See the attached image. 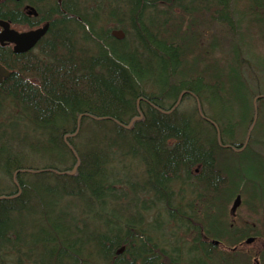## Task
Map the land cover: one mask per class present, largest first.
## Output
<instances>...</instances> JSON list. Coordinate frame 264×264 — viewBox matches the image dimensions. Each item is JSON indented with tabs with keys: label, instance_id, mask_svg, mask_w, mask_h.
<instances>
[{
	"label": "trees",
	"instance_id": "trees-1",
	"mask_svg": "<svg viewBox=\"0 0 264 264\" xmlns=\"http://www.w3.org/2000/svg\"><path fill=\"white\" fill-rule=\"evenodd\" d=\"M31 4L37 54L0 48V264H219L201 239L264 237V0ZM126 159L140 181L113 172Z\"/></svg>",
	"mask_w": 264,
	"mask_h": 264
},
{
	"label": "flooded vegetation",
	"instance_id": "flooded-vegetation-1",
	"mask_svg": "<svg viewBox=\"0 0 264 264\" xmlns=\"http://www.w3.org/2000/svg\"><path fill=\"white\" fill-rule=\"evenodd\" d=\"M12 1L17 2L18 4L20 3V5L17 6V11H16V13L19 14L20 16L17 17L16 19H14V21L13 20L7 21L9 23L10 29H13L17 32H25V31H29L32 29H36L38 27H42L44 24H46V20H44L43 22H40V24H37L36 26L30 27L29 25L22 24L19 22L21 16L23 18H27V19H30L32 17L36 18L37 17V11L31 3L35 4V3H37V1H41V0H25L22 2H19L20 0H12ZM0 31H1V27H0ZM37 43H36V45H37ZM36 45L31 50H29L30 52H33V54H35V55L37 54V51H38V49L36 48ZM0 48H3L7 51H11L12 54H16L13 52V44L12 43L2 44V45L0 44ZM29 51H27V52H29ZM21 54H24V53H21ZM263 226H264V224H263ZM250 237L253 238V241L250 244H246V242H245V240L247 238L246 237V238L242 239L241 241H239L238 244L235 246L234 245L233 246L227 245L226 244L227 241L222 240V239H201V241L210 242L211 244H213L215 246V250H217V252H219V260H220L219 264H228L227 261L224 259V257H226L227 254L230 252L231 253H233V252L241 253L242 256L250 259V264H264V237H255L253 235H251ZM214 242H216V243H214ZM256 242H259L257 244V246H251V244H254ZM244 245L250 246L249 248H251V249L245 250L243 247ZM227 258H228V256H227Z\"/></svg>",
	"mask_w": 264,
	"mask_h": 264
},
{
	"label": "rangeland",
	"instance_id": "rangeland-1",
	"mask_svg": "<svg viewBox=\"0 0 264 264\" xmlns=\"http://www.w3.org/2000/svg\"><path fill=\"white\" fill-rule=\"evenodd\" d=\"M185 4L187 5V6H185L186 8L187 7H190V8H192V5H190L189 3H187V2H185ZM194 5L196 4V2H194L193 3ZM175 16L176 17H178L179 16V11H178V9H175ZM223 17H224V15H222ZM194 18H196V16L194 15L193 17H182V19L183 20H185L186 21V24L187 23H189V22H191L192 20H194ZM109 28H110V25L108 26ZM113 27V25H111V28ZM196 29V28H195ZM198 29V28H197ZM200 30L201 31H207V33L206 34H204V39H202V44L203 45H205L207 42H209L210 41V39H211V37L209 36L210 34H212L213 33V30H212V28L210 27V29L209 28H207V26L205 25V30H204V25H202V26H200L199 27V29H198V31L200 32ZM201 35V34H200ZM157 46V45H156ZM155 46V47H156ZM247 83H246V85H244L245 87H246V89H245V100H249V95H248V91H250V86L251 85H253V83L251 82V81H246ZM245 83V82H244ZM247 86H249V87H247ZM246 104V103H245ZM245 106H242V107H240L239 106V108H238V113L240 112V111H242V109L244 108ZM194 108H195V102H194V100H193V98H191V97H185V98H183L182 99V101L180 102V104L178 105V107H177V111L178 112H183V111H185V113H186V111H189V110H194ZM206 108V106L204 105V109ZM241 108V109H240ZM213 109V111H212V113L213 114H216L218 117H219V115H222V112H221V108L219 107V106H217L216 105V107H214V108H212ZM226 113H228V115L227 116H229V115H233V113H235L236 111L234 110V108L232 107V106H229V107H227V109H226V111H225ZM226 117H224V119H225ZM19 126L21 127L22 126V124L21 123H19ZM227 130L228 129H230V126L228 125V123H227ZM227 130H226V133H225V136H227V137H231L232 136V132H227ZM242 133H243V130L242 129H240V131H238L237 132V135L240 137V136H242ZM249 142V141H248ZM227 153V152H226ZM231 153V152H230ZM229 153V154H230ZM231 154H233V155H242V156H245L246 154H247V151H244V152H241V153H231ZM139 165H140V163L138 162V161H136V160H129V159H126L125 160V162H124V168H123V165H121V164H119V165H117V164H114L113 165V167H112V169H113V172L114 173H117L118 174V176H122V177H126L127 179H129V180H131V181H136V180H141V175H140V173L138 172V167H139ZM142 170V167H141V165H140V171ZM34 181H31V183H33ZM65 202L64 201H62V205L64 204ZM62 205H59V208L60 209H64V207L62 206ZM26 215H28L29 216V214L27 213V214H25L24 216H26ZM149 216H151V215H149ZM30 217V216H29ZM238 218H241V219H243V220H245V215L243 214V213H241L240 212V210H239V212L237 213V215H236V219H238ZM247 221V220H246ZM248 223H251V221L250 222H248ZM27 226V225H26ZM43 228V225H42V223H37L36 225H35V227L33 226V228H30L29 226L28 227H26V229H28V230H31V231H39L40 229H42ZM41 232V231H40ZM39 232V233H40ZM38 233V234H39ZM259 242H256V243H254V244H251V246H257V244H258ZM244 247V249L245 250H248V249H251V248H249L250 246H248V245H244L243 246Z\"/></svg>",
	"mask_w": 264,
	"mask_h": 264
},
{
	"label": "water",
	"instance_id": "water-1",
	"mask_svg": "<svg viewBox=\"0 0 264 264\" xmlns=\"http://www.w3.org/2000/svg\"><path fill=\"white\" fill-rule=\"evenodd\" d=\"M0 27V44L2 45L12 43L13 52L16 54H21L31 50L36 45V43L45 35L48 29V23L44 24L42 27H38L36 29L25 32H17L13 29H10L9 23L3 20H0ZM110 34L116 40H122L124 38V32L119 28L112 29ZM9 75L10 71H8L0 64V84L3 80L7 79ZM240 202V195H236L230 207V212L232 214L235 213L236 209L240 205ZM252 241V237H248L245 240L246 244H250Z\"/></svg>",
	"mask_w": 264,
	"mask_h": 264
}]
</instances>
